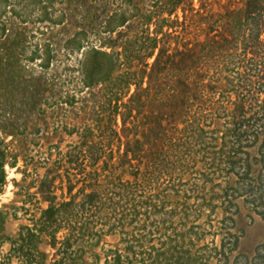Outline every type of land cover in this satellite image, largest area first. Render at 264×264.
<instances>
[{"label": "rangeland", "instance_id": "obj_1", "mask_svg": "<svg viewBox=\"0 0 264 264\" xmlns=\"http://www.w3.org/2000/svg\"><path fill=\"white\" fill-rule=\"evenodd\" d=\"M0 264H264V0H0Z\"/></svg>", "mask_w": 264, "mask_h": 264}, {"label": "trees", "instance_id": "obj_2", "mask_svg": "<svg viewBox=\"0 0 264 264\" xmlns=\"http://www.w3.org/2000/svg\"><path fill=\"white\" fill-rule=\"evenodd\" d=\"M191 54H192V51H191ZM167 58V57H166Z\"/></svg>", "mask_w": 264, "mask_h": 264}]
</instances>
